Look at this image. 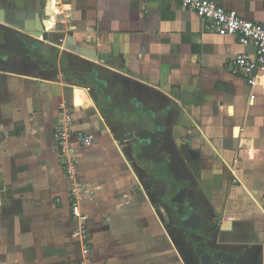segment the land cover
Instances as JSON below:
<instances>
[{
	"label": "crops",
	"instance_id": "0c3cea01",
	"mask_svg": "<svg viewBox=\"0 0 264 264\" xmlns=\"http://www.w3.org/2000/svg\"><path fill=\"white\" fill-rule=\"evenodd\" d=\"M216 1L264 24V0ZM37 4L47 23L43 68L16 44L19 34L29 40L28 22L41 29ZM0 11V264H81L72 180L55 139L67 104L77 178L94 189L81 208L90 217L91 264H167L162 238L186 264L168 231H160V216L134 205V165L108 123L125 122L115 131L130 139V122L156 114L170 148L191 142L233 173L238 165L264 170V68L255 86L232 69L254 47L207 31L194 11L165 0H0ZM75 68L90 73L98 91L70 79ZM103 69L109 87L96 80ZM76 132L90 135L91 145ZM252 227L255 236L262 230Z\"/></svg>",
	"mask_w": 264,
	"mask_h": 264
},
{
	"label": "flooded vegetation",
	"instance_id": "af4514ba",
	"mask_svg": "<svg viewBox=\"0 0 264 264\" xmlns=\"http://www.w3.org/2000/svg\"><path fill=\"white\" fill-rule=\"evenodd\" d=\"M22 37L24 36L19 34L18 39ZM35 47L29 56H38L36 62L43 68L45 61L41 53L42 44ZM70 72L75 74V77L70 79L97 90L92 76L78 73L76 68ZM134 112L135 110H132L133 114ZM155 115L150 121L138 118L130 122L134 127L128 151L132 164L137 166L139 174L146 179L148 190L168 208L161 213L163 217L170 219L169 228L175 233L179 232L181 238L190 245L196 264H264V243L258 244L251 240L252 245L246 242L247 244L242 243L237 247V243L229 241L232 245L226 247L218 242L216 226L209 227L211 221L207 217L210 214V206L198 202L199 182L195 174L200 170L201 176L208 178L213 171L210 165H214L212 161L214 162L216 157L211 156L209 165L205 163L208 158L198 152L192 144H178L179 147L176 145L170 148L165 142L161 133L163 129L159 128L160 123ZM212 177H215L213 173ZM229 177H234L231 170L228 172ZM236 184L240 186L237 180Z\"/></svg>",
	"mask_w": 264,
	"mask_h": 264
},
{
	"label": "rangeland",
	"instance_id": "374dc122",
	"mask_svg": "<svg viewBox=\"0 0 264 264\" xmlns=\"http://www.w3.org/2000/svg\"><path fill=\"white\" fill-rule=\"evenodd\" d=\"M71 62H75V59L71 60ZM47 63V62H45ZM122 94H118V97L120 98ZM108 104V103H107ZM69 109L73 108L72 105L67 104L66 105ZM108 106V105H107ZM115 113H120L119 107L115 108ZM121 114V113H120ZM123 115H127L126 113ZM109 129H111V134L113 135V138L115 140V145H117L119 148L123 150L124 156L127 158V160L130 161L129 158V142L128 139H120V130L115 131L116 128H120V124L116 123H108ZM132 127V126H131ZM133 129V128H132ZM126 130V129H125ZM130 130V129H128ZM130 132V131H129ZM128 131H125L122 133V135L128 136ZM163 135V134H162ZM112 138V137H111ZM190 142V141H189ZM114 143V142H113ZM191 144V142H190ZM111 147L113 148L112 142H110ZM116 146V147H117ZM115 149V147L113 148ZM205 153L207 154L208 150L204 149ZM204 153V152H203ZM202 154L208 159H206L205 163L209 164L211 159V154ZM74 156L76 160H79V157H77V152L75 150ZM216 158L215 161L212 163L214 165H210V167L213 169L212 173L215 175L214 179L211 175L208 178H205V176H201V171L199 170L195 177L197 176V180L199 182V187L197 188V194H198V202L209 205L210 211L207 218L211 221V226H216V236L218 239V242L220 244H223L226 247H229L232 244H229V241H234L237 243V247L241 246L242 243L247 244L246 242H249V245L251 244V240L255 241L254 243L263 244L264 243V232L262 233V230H264V170L255 168L253 169L252 166H248L246 168H243L241 166H237L236 169H234L233 174H235L233 178H228V172L230 169L227 167H222L221 157L217 154H215ZM125 158V159H126ZM219 161V162H218ZM128 167V166H127ZM133 175L129 176V179H134L135 183L133 186V196H135L134 205L140 208L142 206H147V208L151 211V213L154 216H160L161 222L160 225H163L161 227L160 231L167 230L170 237L172 238L173 242L176 243L177 249L180 251L184 262L186 264H196L195 259L193 256V253L191 251L190 245L185 242L180 236L179 232H176L174 230H171L169 228L170 219L168 217H163V213L166 208V205L159 202L154 197V193L148 190L146 179L142 174H139L137 171V166H132ZM226 169V170H225ZM242 180V185L238 186L236 184V180L238 179ZM80 184L81 181L78 178ZM83 193L82 197L79 199L75 197V195H72V205L75 201L80 203V207L83 206V199L87 198L89 203L93 201L94 196V189L93 187L90 188L86 184L83 186ZM74 188L72 181H71V189ZM257 191L255 193L254 191ZM161 192V191H159ZM74 194V190H73ZM88 203V202H87ZM166 209H165V208ZM218 209V210H217ZM157 213V214H155ZM87 218L85 219L86 222V234L85 238L82 240L80 237L77 238L80 241V259L83 258H90L91 253V244L88 242L89 237V221L90 217H88V214H83ZM154 218V217H153ZM158 218V217H157ZM246 219V229L241 230L239 226V222L241 219ZM255 219V220H253ZM235 220V222H233ZM80 225V221L75 222V226ZM159 225V226H160ZM236 226L233 228V226ZM253 225L257 227V229L260 227L262 229L261 231L258 229V232L256 236L252 233ZM258 225V226H257ZM166 228V229H165ZM177 234V235H176ZM153 238L155 236H152ZM160 237L163 236L160 234ZM152 238L151 244L155 243L154 239ZM165 242L164 243V249L165 253L161 257V262L166 261L167 264H180L179 259L175 254V251L173 250V247L169 245V242L165 240V238H162ZM128 240H130V237L128 236ZM257 244V245H258ZM256 245V244H255ZM88 249V252H85L84 248ZM157 261V260H156ZM159 261V260H158ZM157 261V262H158Z\"/></svg>",
	"mask_w": 264,
	"mask_h": 264
},
{
	"label": "built area",
	"instance_id": "2783aa9c",
	"mask_svg": "<svg viewBox=\"0 0 264 264\" xmlns=\"http://www.w3.org/2000/svg\"><path fill=\"white\" fill-rule=\"evenodd\" d=\"M182 4L189 10L194 11L200 16L204 22L206 30L215 33H229L237 37L239 43L243 46L252 45L254 53H242L232 61V69L235 73L244 76L247 82L255 86L258 82L259 72L264 68V24L257 23L245 19L235 11L228 10L216 0H165ZM64 119L61 121L56 130L55 139L59 144V151L64 156L66 172L72 180L74 194L76 198L82 197L84 184H80L78 180V162L75 159V148L69 137L72 130V122L70 118L71 109L68 107L62 108ZM79 142L84 145H91L92 137L90 135L75 133ZM79 199V198H78ZM79 199V202H80ZM72 212L76 218V222L80 225L74 230V235L82 240L86 234V216L83 215L80 203L75 201L72 205ZM85 252H89L84 248ZM81 264H91V259L81 258Z\"/></svg>",
	"mask_w": 264,
	"mask_h": 264
},
{
	"label": "water",
	"instance_id": "95a60500",
	"mask_svg": "<svg viewBox=\"0 0 264 264\" xmlns=\"http://www.w3.org/2000/svg\"><path fill=\"white\" fill-rule=\"evenodd\" d=\"M40 5L37 4V12L35 14V20H36V24L39 25L40 24V27L41 29H28V23L27 25L25 24V34L29 35V40H31L30 42H27V40L25 39V37H22L20 38L18 41H17V45H19L20 47V51L24 54H30L36 47V45H40L42 44V41H44V38L47 36V31H46V21H42V17H41V12L39 11L40 10ZM2 13L0 11V19H2ZM34 21V20H33ZM38 66L40 67V65L38 64ZM102 71V70H101ZM103 72H104V75H102V72L100 75L97 74V81L98 82H102V83H105L107 82V79H106V76L108 75V72L109 71H105L103 69ZM87 74L90 75V73L87 72ZM44 83V82H42ZM108 83V82H107ZM81 85H85V86H88L87 84H83V83H80ZM43 85V84H42ZM106 86L109 87L108 84H106ZM97 87V85H96ZM111 120V119H110ZM113 123H122L123 125H126L125 122H121L120 121H115V120H111ZM237 132H238V129H237Z\"/></svg>",
	"mask_w": 264,
	"mask_h": 264
},
{
	"label": "bare ground",
	"instance_id": "6f19581e",
	"mask_svg": "<svg viewBox=\"0 0 264 264\" xmlns=\"http://www.w3.org/2000/svg\"><path fill=\"white\" fill-rule=\"evenodd\" d=\"M47 24V23H46Z\"/></svg>",
	"mask_w": 264,
	"mask_h": 264
}]
</instances>
